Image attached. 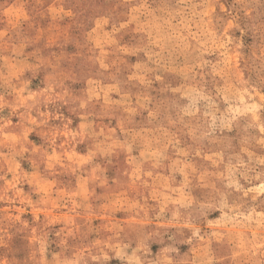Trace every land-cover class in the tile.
I'll use <instances>...</instances> for the list:
<instances>
[{"label": "rangeland", "instance_id": "374dc122", "mask_svg": "<svg viewBox=\"0 0 264 264\" xmlns=\"http://www.w3.org/2000/svg\"><path fill=\"white\" fill-rule=\"evenodd\" d=\"M0 264H264V0H0Z\"/></svg>", "mask_w": 264, "mask_h": 264}]
</instances>
